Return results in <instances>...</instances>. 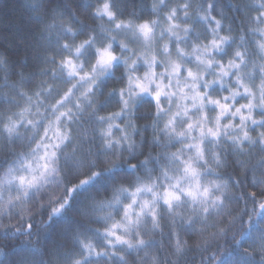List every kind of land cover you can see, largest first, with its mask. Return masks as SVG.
Returning a JSON list of instances; mask_svg holds the SVG:
<instances>
[{
	"label": "clouds",
	"instance_id": "obj_1",
	"mask_svg": "<svg viewBox=\"0 0 264 264\" xmlns=\"http://www.w3.org/2000/svg\"><path fill=\"white\" fill-rule=\"evenodd\" d=\"M229 3L235 29L212 0H34L30 53L0 52V257L264 264V0Z\"/></svg>",
	"mask_w": 264,
	"mask_h": 264
},
{
	"label": "trees",
	"instance_id": "obj_2",
	"mask_svg": "<svg viewBox=\"0 0 264 264\" xmlns=\"http://www.w3.org/2000/svg\"><path fill=\"white\" fill-rule=\"evenodd\" d=\"M132 5L139 12L141 17L148 16L151 13L149 12L147 6V0H130ZM193 5L195 0H192ZM34 4V0H0V52L5 54L9 61L13 65H20L21 57L30 53V42L29 37L31 35L32 21L30 20L31 13L27 11L29 6ZM203 5H201L202 7ZM223 9L227 14L225 19L227 20L228 16H232V25L233 29L236 28V17L232 15V8L229 0H212V14L219 15L218 9ZM193 24L194 29H201L203 31V36L206 37V30L201 26V21L198 18L193 17L190 21ZM211 23V21H208ZM205 26V25H204ZM223 30V29H222ZM189 37L197 39L195 33L190 32ZM233 44H228L226 46L225 53L221 54L227 55L231 52ZM26 71L31 70L29 65L23 66ZM119 65H117V72H119ZM112 78L110 77L109 80ZM108 84V81L105 82ZM212 91L217 93V89L213 88ZM113 98V102H114ZM151 100L150 98H143L137 105V120L140 124H146L149 122L151 117ZM144 132V148L147 149L149 142L151 140L152 132L148 127L143 128ZM137 138H139V132L137 133ZM118 174L125 177H131V173L127 169H119ZM107 179H111L108 177ZM94 188L105 187L102 181H97L93 186ZM3 237H0L2 240ZM4 243L7 245L5 251L9 255L4 258L0 257V264H14L17 256L22 253L24 250L18 248L16 244L12 243L11 240H5ZM2 246V245H0Z\"/></svg>",
	"mask_w": 264,
	"mask_h": 264
},
{
	"label": "rangeland",
	"instance_id": "obj_3",
	"mask_svg": "<svg viewBox=\"0 0 264 264\" xmlns=\"http://www.w3.org/2000/svg\"><path fill=\"white\" fill-rule=\"evenodd\" d=\"M200 23H201V26L203 27V29L206 30V27L204 26V25H205L204 22L201 21ZM197 31L200 33V37L203 36V31H202L201 29H198ZM193 33H195V32H193ZM206 33H207V30H206ZM200 37H199V38H200ZM190 38H191V37H190ZM192 39H194V38H192ZM143 98H148V97H142L141 99H143ZM237 102H239V100H238Z\"/></svg>",
	"mask_w": 264,
	"mask_h": 264
}]
</instances>
